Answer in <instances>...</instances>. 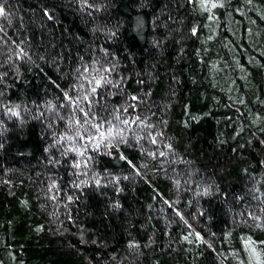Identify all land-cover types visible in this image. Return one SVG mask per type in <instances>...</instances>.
Returning a JSON list of instances; mask_svg holds the SVG:
<instances>
[{"label":"trees","instance_id":"16d2710c","mask_svg":"<svg viewBox=\"0 0 264 264\" xmlns=\"http://www.w3.org/2000/svg\"><path fill=\"white\" fill-rule=\"evenodd\" d=\"M0 6V264H264V0Z\"/></svg>","mask_w":264,"mask_h":264},{"label":"snow or ice","instance_id":"6c2138e0","mask_svg":"<svg viewBox=\"0 0 264 264\" xmlns=\"http://www.w3.org/2000/svg\"><path fill=\"white\" fill-rule=\"evenodd\" d=\"M215 6L216 5H213V7ZM3 15H5V9L2 6H0V16H3ZM97 83L99 84V81ZM93 91H95V89H93Z\"/></svg>","mask_w":264,"mask_h":264}]
</instances>
